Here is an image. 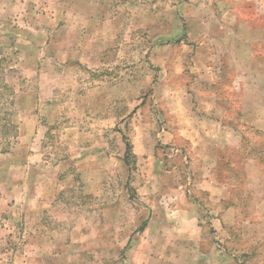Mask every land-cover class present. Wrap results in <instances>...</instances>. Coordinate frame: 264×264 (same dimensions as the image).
Masks as SVG:
<instances>
[{
	"label": "rangeland",
	"instance_id": "rangeland-1",
	"mask_svg": "<svg viewBox=\"0 0 264 264\" xmlns=\"http://www.w3.org/2000/svg\"><path fill=\"white\" fill-rule=\"evenodd\" d=\"M263 172L264 0H0V264H131L141 186L216 180L264 264Z\"/></svg>",
	"mask_w": 264,
	"mask_h": 264
},
{
	"label": "crops",
	"instance_id": "crops-1",
	"mask_svg": "<svg viewBox=\"0 0 264 264\" xmlns=\"http://www.w3.org/2000/svg\"><path fill=\"white\" fill-rule=\"evenodd\" d=\"M220 127L225 126L220 124ZM206 128L204 133L211 137L215 130ZM158 175L170 179L175 174L162 172ZM206 176L203 180H207ZM173 184V187L158 186L151 190L140 187L139 194L156 195L146 207L153 210V216L140 231L131 264H241L235 249L224 247L231 241L230 229L236 224L238 208L224 201L223 195L227 192L223 184L205 186V191L194 187L185 190L181 184ZM196 191L207 198L214 197L213 203L200 202ZM160 211L164 212L162 220H159ZM200 212H208L210 216L204 214L205 219H200ZM261 225L259 238L264 239V223Z\"/></svg>",
	"mask_w": 264,
	"mask_h": 264
},
{
	"label": "trees",
	"instance_id": "trees-1",
	"mask_svg": "<svg viewBox=\"0 0 264 264\" xmlns=\"http://www.w3.org/2000/svg\"><path fill=\"white\" fill-rule=\"evenodd\" d=\"M126 146H127V151H129V144L127 142H126ZM127 154H128V152H126V155H125V158H124L125 162H127Z\"/></svg>",
	"mask_w": 264,
	"mask_h": 264
}]
</instances>
